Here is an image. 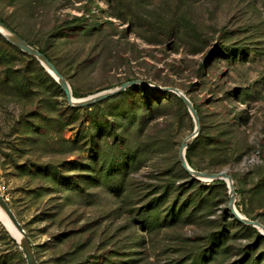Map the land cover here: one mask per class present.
<instances>
[{
    "label": "rangeland",
    "instance_id": "rangeland-1",
    "mask_svg": "<svg viewBox=\"0 0 264 264\" xmlns=\"http://www.w3.org/2000/svg\"><path fill=\"white\" fill-rule=\"evenodd\" d=\"M0 21L75 98L132 80L183 91L193 164L226 170L237 210L264 225V0H0ZM194 128L183 101L150 90L71 106L0 34V195L38 264H264L226 184L181 165ZM0 264H27L1 219Z\"/></svg>",
    "mask_w": 264,
    "mask_h": 264
},
{
    "label": "water",
    "instance_id": "water-1",
    "mask_svg": "<svg viewBox=\"0 0 264 264\" xmlns=\"http://www.w3.org/2000/svg\"><path fill=\"white\" fill-rule=\"evenodd\" d=\"M7 27V26H6ZM14 33V32H13ZM0 34L4 36L8 41H10L13 45L18 47L20 50L26 52L27 54L36 57L43 66L47 68V70L50 72V74L56 79V81L60 84L61 88L63 89L67 101L71 106H84L88 105L90 103L101 101L109 96L114 95L115 93L119 91H124L128 87L136 84L144 85L152 90L160 91V92H173L176 95H178L186 107L188 108L189 112L191 113L195 128L192 133V135L188 136L185 140L182 141L180 144L179 150H178V156L181 165L183 168L194 178L196 179H203L208 181L213 180H223L226 183V186L229 190V210L231 213L236 217L238 220L245 222L248 225H252L254 227L261 228L262 230H259L262 235H264V225L259 220L249 219L246 216H242L236 209L235 206V197H234V181L231 177V175L226 170H221L219 172H208V171H201L196 170L192 168L187 160H186V149L190 142L197 136L199 131V119L197 110L194 107L192 101L188 98V96L181 91L178 88H172V87H159L155 86L147 81L144 80H132L128 82L122 83L119 87H116L114 89H107L100 92H97L95 94L88 95L84 98L76 99L72 95V89L68 81L62 76V74L58 71L56 66L53 64L50 59H48L42 52H40L38 49L34 48L32 45H30L26 40H24L22 37H20L17 34H13L14 36L12 38H8L4 33L0 31ZM0 206L5 210L9 218L11 219L12 223L16 226L17 230L22 234V238L18 240L19 246L21 247V250L23 252V255L25 257V260L27 264H38V261L35 257L34 251L32 250L31 244L27 238L26 232L22 226V224L18 221L15 214L9 207L6 200L0 195Z\"/></svg>",
    "mask_w": 264,
    "mask_h": 264
},
{
    "label": "trees",
    "instance_id": "trees-1",
    "mask_svg": "<svg viewBox=\"0 0 264 264\" xmlns=\"http://www.w3.org/2000/svg\"><path fill=\"white\" fill-rule=\"evenodd\" d=\"M40 52H42V53H44L45 55H46V57L48 58V59H50V61H52L51 60V58L43 51V50H39ZM54 64V63H53ZM55 65V64H54ZM57 68V67H56ZM59 71V70H58ZM134 89H142V90H144V91H146V90H150V91H153V92H156V93H158V94H161V95H163V96H175L176 97V99L178 100V101H182V99L178 96V95H176L175 93H173V92H160V91H155V90H152V89H150V88H148V87H146V86H144V85H141V84H136V85H132V86H130V87H128L127 89H125L123 92H131V91H133ZM73 94L74 95H76L77 96V94H75V92H73ZM194 105V104H193ZM194 107L196 108V106L194 105ZM73 109H75V108H73ZM196 110H197V108H196ZM191 147H192V144L189 146V147H187V149H186V160H187V162H188V164L192 167V168H194V169H196V170H198L197 168H196V166L193 164V162H192V160H191V157H190V153H191ZM186 171V170H185ZM187 172V171H186ZM188 173V172H187ZM224 184H226L223 180H215L214 182H212V183H210L208 186L209 187H214V186H222V187H224ZM153 208V206H151V209ZM249 219H252V218H249Z\"/></svg>",
    "mask_w": 264,
    "mask_h": 264
},
{
    "label": "bare ground",
    "instance_id": "bare-ground-1",
    "mask_svg": "<svg viewBox=\"0 0 264 264\" xmlns=\"http://www.w3.org/2000/svg\"><path fill=\"white\" fill-rule=\"evenodd\" d=\"M0 31L4 33L8 38H12L14 36L13 35L14 33L8 27H6L1 21H0ZM76 99H79V98H76ZM238 212L240 213V211ZM240 214L244 216L242 213ZM0 219L3 221L6 227L10 230V232L14 235V237H16L18 240L22 238V234L17 230L16 226L12 223L11 219L9 218V216L7 215V213L1 206H0ZM258 229L262 230L261 228H258Z\"/></svg>",
    "mask_w": 264,
    "mask_h": 264
}]
</instances>
